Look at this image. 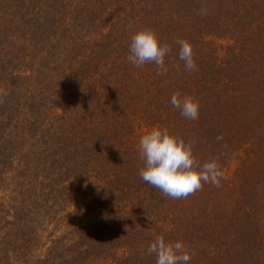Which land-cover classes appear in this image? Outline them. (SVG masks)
<instances>
[{
    "label": "trees",
    "instance_id": "obj_1",
    "mask_svg": "<svg viewBox=\"0 0 264 264\" xmlns=\"http://www.w3.org/2000/svg\"><path fill=\"white\" fill-rule=\"evenodd\" d=\"M145 28L170 46L163 74L128 60ZM0 89V264H156L160 235L187 264H264V0H0ZM154 126L216 159L220 186L145 182Z\"/></svg>",
    "mask_w": 264,
    "mask_h": 264
},
{
    "label": "clouds",
    "instance_id": "obj_2",
    "mask_svg": "<svg viewBox=\"0 0 264 264\" xmlns=\"http://www.w3.org/2000/svg\"><path fill=\"white\" fill-rule=\"evenodd\" d=\"M206 12V9H202L203 14ZM178 43L179 59L184 62L187 70H195L191 43L187 40H180ZM170 50V46L161 43L152 29L145 28L131 37L128 60L136 67H142L145 63H155L160 69L158 74H163L167 71L165 57ZM7 94V90L0 89V96ZM170 102L185 118L193 120L198 118L199 102L192 97L182 96L176 91L172 94ZM139 153L145 162V167L139 173L142 179L172 198H186L194 194L201 189L202 182L219 187L220 180L224 178L216 159L199 163L193 155V142H185L183 138L171 134L166 128L154 126L146 132L140 138ZM147 251L155 254L156 264H187L191 258L181 242H166L162 235L157 236L149 244Z\"/></svg>",
    "mask_w": 264,
    "mask_h": 264
},
{
    "label": "rangeland",
    "instance_id": "obj_3",
    "mask_svg": "<svg viewBox=\"0 0 264 264\" xmlns=\"http://www.w3.org/2000/svg\"><path fill=\"white\" fill-rule=\"evenodd\" d=\"M165 204V203H164Z\"/></svg>",
    "mask_w": 264,
    "mask_h": 264
}]
</instances>
